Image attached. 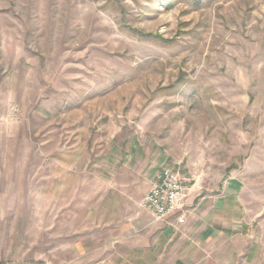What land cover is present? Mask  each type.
I'll use <instances>...</instances> for the list:
<instances>
[{"label":"rangeland","instance_id":"1","mask_svg":"<svg viewBox=\"0 0 264 264\" xmlns=\"http://www.w3.org/2000/svg\"><path fill=\"white\" fill-rule=\"evenodd\" d=\"M0 264H264V0H0Z\"/></svg>","mask_w":264,"mask_h":264},{"label":"built area","instance_id":"2","mask_svg":"<svg viewBox=\"0 0 264 264\" xmlns=\"http://www.w3.org/2000/svg\"><path fill=\"white\" fill-rule=\"evenodd\" d=\"M188 190L187 181L178 172L170 168L162 169L144 198V206L152 212L156 221H164L177 216L184 209ZM177 221L183 224L185 218L179 215Z\"/></svg>","mask_w":264,"mask_h":264},{"label":"crops","instance_id":"3","mask_svg":"<svg viewBox=\"0 0 264 264\" xmlns=\"http://www.w3.org/2000/svg\"><path fill=\"white\" fill-rule=\"evenodd\" d=\"M193 198L194 197H190L189 202H191ZM200 211L202 212V214L200 215L202 218L200 219V216L198 215V221L189 219L187 221V224L186 221L183 224H179L176 217L174 218V220L176 221L177 225L179 224L181 230H184V233H182L183 235L181 236V244L190 245V247L187 248V253L191 252L197 255L204 256L206 254V251L210 249L208 247L210 246V244H212L215 236L214 228L207 223L208 218L214 212H211V210L207 211V209H201ZM204 217L208 218L204 219ZM202 221L206 222L207 224L201 223ZM217 244L219 243L217 242Z\"/></svg>","mask_w":264,"mask_h":264}]
</instances>
